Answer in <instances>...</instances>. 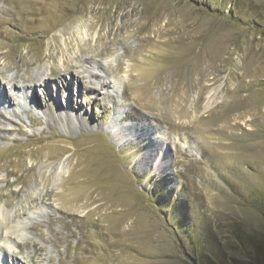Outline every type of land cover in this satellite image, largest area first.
<instances>
[{"label": "rangeland", "instance_id": "obj_1", "mask_svg": "<svg viewBox=\"0 0 264 264\" xmlns=\"http://www.w3.org/2000/svg\"><path fill=\"white\" fill-rule=\"evenodd\" d=\"M0 95V264H264V0H0Z\"/></svg>", "mask_w": 264, "mask_h": 264}, {"label": "bare ground", "instance_id": "obj_2", "mask_svg": "<svg viewBox=\"0 0 264 264\" xmlns=\"http://www.w3.org/2000/svg\"><path fill=\"white\" fill-rule=\"evenodd\" d=\"M158 38H159V36H158ZM78 66L76 65L73 69H76ZM16 74V73H15ZM14 74V75H15ZM14 75H12L11 76V78L9 79V80H6V82L8 83V82H11L12 83V86L13 87H16V82L14 81L15 80V76ZM91 77H93V78H98L99 77V74L98 73H95V72H93V73H91ZM4 80V79H3ZM47 80H48V78H46V79H44V80H42V79H40V78H35V81H32V82H29V81H27V79H24V80H22V82L25 84V87L28 89V90H31V89H33L35 86H37V87H39V88H41V86L42 85H45L46 83H47ZM3 84V83H2ZM105 85H106V83H101V89L103 88V87H105ZM33 87V88H32ZM3 96L2 95H0V99L2 100L3 98H2ZM33 98H34V96H33ZM4 100V99H3ZM159 166L161 167L160 168V170H162L163 168H162V163H161V160L159 159ZM6 221V219L3 221V219H2V216L0 215V235H1V237L2 238H4V237H6V233H7V231L9 230V228L10 227H8V224L10 223L9 221L6 223V224H4V222ZM4 226V227H3ZM2 227H3V230H1L2 229ZM11 232V231H10ZM0 237V238H1Z\"/></svg>", "mask_w": 264, "mask_h": 264}]
</instances>
